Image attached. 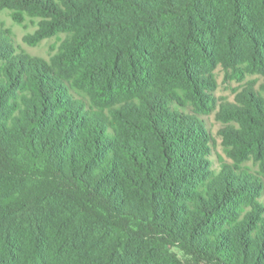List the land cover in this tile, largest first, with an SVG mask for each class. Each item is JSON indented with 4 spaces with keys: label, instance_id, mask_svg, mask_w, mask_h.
I'll use <instances>...</instances> for the list:
<instances>
[{
    "label": "trees",
    "instance_id": "trees-1",
    "mask_svg": "<svg viewBox=\"0 0 264 264\" xmlns=\"http://www.w3.org/2000/svg\"><path fill=\"white\" fill-rule=\"evenodd\" d=\"M5 8L40 17L33 44L66 36L48 61L0 29V264H264L263 181L239 165H264V0ZM219 57L263 79L220 102L238 127L216 173L184 102L210 110Z\"/></svg>",
    "mask_w": 264,
    "mask_h": 264
},
{
    "label": "rangeland",
    "instance_id": "rangeland-1",
    "mask_svg": "<svg viewBox=\"0 0 264 264\" xmlns=\"http://www.w3.org/2000/svg\"><path fill=\"white\" fill-rule=\"evenodd\" d=\"M39 20L40 17L29 15L26 12L18 13L7 8L0 10V29L8 31L7 33L16 52H24L30 56L41 57L50 61L58 52L60 44L66 35L64 33H57L42 38L35 44L31 43L28 37L34 34ZM240 58H244V55H240ZM227 60L224 62L219 57L216 63L206 65V73L209 76L210 84L205 91L211 95L213 100V103L209 106L210 110H200L193 100L184 102L186 111L198 115L208 133L209 141L205 145L204 160L208 161L207 166L216 173L221 169L222 163L234 164L235 162L226 152L232 148V145L229 135L224 133L223 129L229 125L238 127V124L234 121L224 122L216 117L219 104L224 101H233L235 94L247 81L254 82L255 88L258 90L259 84L263 79V76L259 73H249L245 70L247 69L245 68V63L235 62L238 69L245 71V73L243 72V76H240L237 71L233 70V66ZM239 76L242 78L239 79ZM260 159L251 156L240 162L239 165L261 177L264 186V165ZM257 199L264 205V189Z\"/></svg>",
    "mask_w": 264,
    "mask_h": 264
}]
</instances>
